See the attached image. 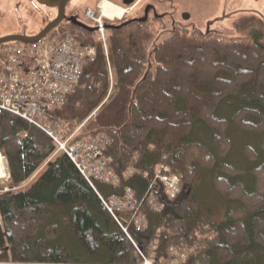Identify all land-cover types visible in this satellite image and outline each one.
Instances as JSON below:
<instances>
[{"label":"trees","instance_id":"16d2710c","mask_svg":"<svg viewBox=\"0 0 264 264\" xmlns=\"http://www.w3.org/2000/svg\"><path fill=\"white\" fill-rule=\"evenodd\" d=\"M260 22L249 19L244 29L257 28L239 37L177 29L155 50V69L149 74L157 25L162 30L165 24L109 27L111 58L121 79L117 97L126 94L131 100L121 124L105 121L119 118L120 112L107 107L110 67L97 34L80 26L54 30L51 35L70 29L83 45L97 50L67 105L55 114L67 125V136L85 124L89 130L97 111L98 125L113 126L101 129L111 141L103 156L110 158L120 183L95 188L103 199H122L126 189L132 190L138 215L119 213L120 223L115 221L72 160L62 155L28 196H0V264H144L155 243V264L178 262L177 253L194 246L197 251L179 264H264V141L252 146L243 135L264 133ZM233 149L240 156L234 165ZM56 151L37 127L0 112V153L8 161L11 188L27 184ZM163 167L180 179L175 200L165 186L154 183ZM130 168L138 173L128 178ZM202 171L218 198L236 204L223 222L201 217L196 182ZM148 195L159 198L165 209L156 212L141 203ZM138 217L145 220L146 231H137ZM62 234L78 245L76 252Z\"/></svg>","mask_w":264,"mask_h":264},{"label":"built area","instance_id":"2783aa9c","mask_svg":"<svg viewBox=\"0 0 264 264\" xmlns=\"http://www.w3.org/2000/svg\"><path fill=\"white\" fill-rule=\"evenodd\" d=\"M100 12L101 15H97L88 11L86 15L99 28L103 44L106 43L103 7ZM96 57L95 47L83 45L68 31L32 45H6L0 51V112L16 116L50 137L95 190L104 208L120 223L119 213L135 212L134 215H138L139 201L130 189H126L122 199L116 195L103 199L95 188L96 184L115 186L120 183L103 156L111 141L105 134L97 139L91 137L80 141L75 140V134L66 137L64 132L67 128L55 114L67 105L69 96L81 83L85 68ZM168 174L169 168H161L155 174L154 183L165 186L166 195L175 200L181 193L180 179ZM141 203L149 204L156 212L165 209V205L154 195H148ZM146 229L145 220L138 217L137 231ZM124 231L127 233L125 228Z\"/></svg>","mask_w":264,"mask_h":264},{"label":"rangeland","instance_id":"374dc122","mask_svg":"<svg viewBox=\"0 0 264 264\" xmlns=\"http://www.w3.org/2000/svg\"><path fill=\"white\" fill-rule=\"evenodd\" d=\"M78 5V9L74 11L70 17L72 19H76L77 23L83 25V26H88L91 29H95V25H93L92 21L87 17L86 13L88 11H91V7L94 8L95 3H93L92 0H78L76 2ZM148 7V6H145ZM225 10V14L221 15L222 10ZM115 9H118L115 7ZM149 9V16H161L160 14L157 13V11H154V8L151 6ZM188 10L192 12V17L189 20V22H184L182 27H185L189 29L190 31H199L203 34L206 33H215V34H220L226 37H239V36H245L249 35L250 31L256 29L251 28L249 30H245V22L249 21V19H254L255 21H261L260 23V28L264 31V0H226V2H216V3H211L210 0H205V1H199L195 3L194 5L188 7ZM227 11V12H226ZM13 13V12H12ZM147 12H134V14L130 15L126 20L129 21H140L141 19H145L147 15L145 14ZM10 14V13H9ZM9 17H0V39L1 38H6L14 35V32L19 30L20 31V25H21V20L22 18H16L13 17L11 14ZM120 13H116V16H120ZM221 15V16H220ZM127 16V14H125ZM107 17V16H106ZM24 19L27 20L25 17ZM32 20V27L31 30L28 32L21 31L23 32L24 37L27 38H32L36 34H39L42 28H45V26L49 23L46 18H40V17H34L31 18ZM123 18L121 19H116L114 18L113 20H110V23H115L118 21V23L122 22ZM109 22V21H108ZM116 23L115 25H117ZM163 24V23H162ZM161 24V25H162ZM179 27V24L176 22L173 23H167L164 28H160L159 25H157L158 29H156L157 36L155 40L153 41V45L150 49V54L152 55L153 50L155 49L156 46L159 45V43L163 42L166 38H169L173 34V29L174 27ZM68 32V30H66ZM245 33V34H244ZM58 35V34H54ZM53 35V36H54ZM105 39L106 43L101 42V36L99 33H97V38L96 42L99 44L101 42L102 46L104 47V53L105 57L107 59L108 65L110 67V73H109V79H110V95L108 96L109 98L112 96L111 103L107 105L109 107L108 109H112L111 112H120L119 118L118 117H111L108 116L105 121H112L113 122H123L127 120V109L126 105H128V100L129 97L126 94H122L120 97H117V92L115 89L116 87L120 86L121 79L119 76L118 68L116 69L113 65V59L112 57V51H113V41L111 40L110 35L107 34V31H105ZM96 43V44H97ZM111 60V62H110ZM151 63L149 64L151 71L155 69L154 66V57L150 58ZM1 63V62H0ZM111 63V64H109ZM3 64V62H2ZM131 101V100H130ZM108 102V100H105V104ZM106 108V107H105ZM108 113H111L107 111ZM101 115L100 112L97 111L92 116V121L93 123L91 124L89 130H87L88 126L84 127L85 125L80 126L76 131L75 135L76 141H80L83 139H89L91 137L97 139L102 136V134H105L106 132L101 131L102 128H109L113 127L111 125H106L102 127V124L100 123L98 125L97 119ZM104 121V119H103ZM65 125V123H62ZM67 128V125H65ZM67 132H64V135L67 137ZM100 132V133H99ZM94 133V134H91ZM106 135V134H105ZM246 137H249L248 144L255 146L256 144L264 141V133L262 134H255L252 136H247L243 134ZM111 138V137H110ZM112 139V138H111ZM232 139H234L235 143L240 142V138L237 137L235 134L232 135ZM113 140V139H112ZM239 140V142H238ZM54 143V142H53ZM56 146V145H55ZM57 147V146H56ZM231 157V163L236 164V154L239 156V152L235 151ZM106 152V151H105ZM63 151L59 150V147H57L56 153L52 156V159L48 161L45 165H43L40 169H42L38 175H36L33 179H31L27 184L21 187H16V188H11V180H10V171L8 167V161L4 158V156L0 153V158L2 159L4 163V171L5 175L4 178L0 179V196L6 195V193H13L15 197L20 196L22 198L28 196L31 190H33L40 182L41 180L49 173L51 170V167L55 166L57 163H59V160L61 159V156L64 155ZM103 157H101L102 159ZM104 159H106L104 157ZM137 159V158H136ZM109 163H111L110 158L106 159ZM241 160V159H240ZM233 164V165H234ZM242 165L245 166V163L242 161ZM236 166V165H235ZM200 175L198 181L196 182L197 184V193H196V199L201 206V217L203 219L212 221V222H223L226 219L225 213L229 207L236 208V204L234 203H224L218 196L214 193L212 190V184L209 179V176L207 173H203ZM138 173L137 170H134L132 168L128 169L126 177L130 178L132 175H136ZM149 207V204H148ZM147 207V208H148ZM143 218V216H140ZM7 235L9 237V232L7 228ZM63 235V234H62ZM63 239L66 242V246L76 252L78 249V245L75 244L72 240L69 238H66V235L64 234ZM158 247V244L155 243L151 248H150V257L144 259V264H155L154 257L155 255V249ZM187 248L183 250L182 253H177V258H179L178 262L173 261V264H179L180 261H183L187 255L192 254L194 251H197L198 247L194 248ZM79 254V252H77ZM79 257L84 260L82 255H79ZM172 263V262H171ZM169 264V263H166Z\"/></svg>","mask_w":264,"mask_h":264},{"label":"flooded vegetation","instance_id":"af4514ba","mask_svg":"<svg viewBox=\"0 0 264 264\" xmlns=\"http://www.w3.org/2000/svg\"><path fill=\"white\" fill-rule=\"evenodd\" d=\"M78 0H71L69 3L65 4L64 0H42L41 2L39 0H0V17H9L7 14H11L13 17L16 18H22L21 25H20V31L17 30L14 32L13 36H22L23 32H28L31 30L32 27V20L31 18L34 17H40V18H46L49 22L45 28H42L39 34L42 33L45 29L48 28V26L52 25L58 18H62L61 23L57 26L56 29H63L64 26H70L73 29L76 27V29H79L78 25H81L77 23L78 21L74 18L72 19L70 15L74 13L76 9H78V4L76 3ZM93 3H95L94 8L91 7V10L96 14L100 13L101 8L104 6L106 2L111 3L116 8L120 9L122 13L127 14V16H124L122 22L118 23L116 21L115 23L108 22V19H103L104 23H109L111 25H115L116 23L124 24L128 21L126 20L130 15L134 14V12H147L145 15L147 17L144 20L145 22H157L158 24H167L176 22L179 24V27H176L177 29L181 30H189L185 27H182L184 22H189V20L192 17V12L188 10V7L194 5L195 3L199 1H205V0H92ZM211 3L216 2H226V0H210ZM65 4V5H64ZM148 6V7H145ZM154 8V11H157L158 14L161 16H149V9L150 7ZM124 10V11H123ZM13 12V13H12ZM227 12V11H226ZM9 14V15H10ZM221 15L225 14V10L223 8ZM220 15V16H221ZM27 18L24 19V18ZM77 21V22H76ZM117 24V25H118ZM55 29V30H56ZM196 31V30H195ZM192 31V32H195ZM36 34L35 36L39 35ZM8 38V37H6ZM10 38V37H9ZM2 39V38H1ZM5 45H0V51L4 48Z\"/></svg>","mask_w":264,"mask_h":264},{"label":"water","instance_id":"95a60500","mask_svg":"<svg viewBox=\"0 0 264 264\" xmlns=\"http://www.w3.org/2000/svg\"><path fill=\"white\" fill-rule=\"evenodd\" d=\"M40 2L42 1V0H39ZM71 0H64V3L65 4H67V3H69ZM64 4V5H65ZM61 21H62V18H58L52 25H50V26H48V28L47 29H45L44 31H42V33L41 34H39V35H37V36H34V37H32V38H27V37H24V36H10V38H2V39H0V45H6V44H10L11 42H14V43H24V44H32V43H37V42H41V41H43V39L46 37V36H48V35H50L51 33H53V31L57 28V26L61 23ZM141 22H145L144 20H140ZM140 21H129V22H127V23H124V24H118V25H111V24H109V23H104V29L106 30V31H108V29H110L109 27H111V28H119V27H121V26H125V25H128L130 22H140ZM78 26H80L82 29H84V30H88V31H90V32H92V33H97V31H99V28L97 27V28H95V29H91V28H89L88 26H83V25H78ZM175 30H176V27H174V29H173V33H175ZM171 36H173V34L171 35ZM170 36V37H171ZM169 37V38H170ZM167 39V38H166ZM162 43V42H161ZM161 43H159V45L158 46H156L155 47V49L153 50V53H152V55L150 56V58L151 57H154V52H155V50L156 49H158V47L161 45ZM151 63V61H149V64ZM149 69H150V67H149ZM148 69V71H147V74H149V73H151V72H153V71H151V70H149ZM146 76H148V75H146Z\"/></svg>","mask_w":264,"mask_h":264},{"label":"bare ground","instance_id":"6f19581e","mask_svg":"<svg viewBox=\"0 0 264 264\" xmlns=\"http://www.w3.org/2000/svg\"><path fill=\"white\" fill-rule=\"evenodd\" d=\"M124 11V10H123ZM116 13H120V16H116ZM103 19H108V20H113L114 18L116 19H121L124 18L125 16V11L122 13L120 9H115V6H113L111 3L106 2L103 6ZM107 16V17H106ZM70 30V29H69ZM66 32V31H65ZM30 38V37H29ZM97 45V44H96ZM98 46V45H97ZM5 171H4V163L2 159L0 158V179L4 178ZM135 176V175H134ZM123 181V180H122ZM122 183V182H121Z\"/></svg>","mask_w":264,"mask_h":264}]
</instances>
